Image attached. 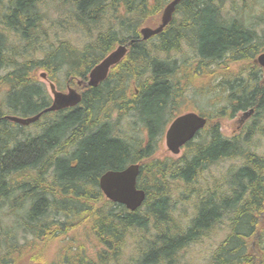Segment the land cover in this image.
I'll return each mask as SVG.
<instances>
[{"label":"trees","instance_id":"trees-1","mask_svg":"<svg viewBox=\"0 0 264 264\" xmlns=\"http://www.w3.org/2000/svg\"><path fill=\"white\" fill-rule=\"evenodd\" d=\"M168 1L67 0L75 17L73 28L98 31L95 41L79 48L52 37L58 25L53 20L49 28L45 25L43 0H0V12H4L0 34L9 31L10 39L9 48L0 41L2 79L10 86L7 104L0 106V214L17 213L13 223L34 236L29 245H19L10 228L13 224L0 222V264L23 260L26 264H177L186 247L216 229L227 231L213 249L210 264H264V152L254 148L258 142L254 144L257 140L252 136L260 133L264 141L261 76L249 74L239 84L236 78L230 89L220 84L227 92L223 96L226 106L213 115L201 112L208 123L186 145L184 155L176 160L155 157L165 126L178 114L177 100L184 91L181 79L202 75V64L219 65L220 58L223 62H253L264 51V29L258 27L264 25V11L254 28L240 17L224 13L262 10L263 0H182L175 13L181 16L177 20L174 16L160 34L143 40L140 28L157 24ZM106 16L111 22H103ZM132 39L127 56L111 69L109 77L97 87L88 86L91 69L116 45ZM184 46L193 53L186 60ZM183 67H190L191 75H185ZM40 69L61 90L82 82L78 90L83 98L75 107L45 113L34 123L39 130L29 134L26 126L6 117L35 115L51 104L46 87L36 77ZM129 81L133 86L128 90L121 84L127 86ZM235 85L239 88L232 91ZM172 97L174 103L166 113ZM250 108L256 111L252 120L261 119L249 122L239 135L225 136L221 121L231 111L236 114ZM114 113L119 120L122 114L131 113L137 129L145 131L147 138H125L122 121L115 134ZM224 159L239 162L223 176L220 186L229 178L227 189L200 190L196 199L192 190L199 184L198 178H203L204 169ZM132 163L141 164L138 185L147 194L135 212L109 200L99 187L106 171ZM175 194L178 200H174ZM17 196L19 202L9 200ZM189 201L193 213L183 225L175 210L178 202L186 206ZM83 224L88 226L86 232L94 234L99 249L91 254L83 244L70 241L60 259L48 263L45 248ZM130 236H134L135 257L123 262ZM139 239L147 243L142 249ZM15 253H19L17 261L11 260Z\"/></svg>","mask_w":264,"mask_h":264},{"label":"rangeland","instance_id":"rangeland-1","mask_svg":"<svg viewBox=\"0 0 264 264\" xmlns=\"http://www.w3.org/2000/svg\"><path fill=\"white\" fill-rule=\"evenodd\" d=\"M66 1L67 0H43L41 7L45 13V16L47 15L45 25H47V27L49 28L48 25H50V23L53 20L58 25V28H56V30H55L56 33L52 34V37H54V39H56V40L65 39V40H68L69 43L75 44V45L79 46V48H82L87 43H91V42L95 41V36L98 33V31H94L93 28L91 29L90 32H88L87 29H83V28L81 29L80 27L73 28V25L75 23V17H74V14L72 12L71 4L65 3ZM4 3L7 4L6 1ZM228 4H230V3H228ZM260 7L262 10H260L258 8L255 11L246 10V11H242L240 13H236L233 11H232V13H229V14H227L226 12H224V13H225V15H229L230 17L236 15V16L240 17L241 20H243L247 25L254 28V26L258 25L262 21V16H263L262 12L264 11V0L260 3ZM3 14H4V12L3 13L0 12V20L4 16ZM180 16L181 15H175L176 20ZM62 19H63V22L61 24ZM104 21L111 22V17L106 16V19H104L103 22ZM53 23L51 25H53ZM175 23H176V21H175ZM71 24H72L71 29L69 28V30H67V27H69ZM114 24H115L114 25L115 27L118 25L116 21H114ZM154 24L155 23L150 24V25L153 26ZM258 27L261 30L264 29V25L259 24ZM73 29H75L76 31H74ZM260 36L262 37L263 34ZM9 40H10L9 39V31H6V32H3L2 34H0V41L4 42V45L6 48H9V45H8ZM254 42H258V40H255ZM184 51H185V55H186L185 60L193 55L190 47L184 46ZM171 55H173V54H171ZM256 56H258V55H256ZM177 57H180V56H177ZM223 60H224V58H220V60L217 61V63L219 65L212 64V63L207 64V65L202 64L203 66H201V71H200V74H202V75L196 76V77H191V78H185L184 80L183 79L180 80L181 87L183 88L184 91L182 92L180 97H179L180 93L176 97V100L179 97L177 100L178 108H177V110H175L176 113L181 114V113H184L187 111H193L194 110L197 113L203 112L205 115L206 114L213 115V114H215V112L217 110L226 106L224 103L223 96L226 95L227 92H225L222 89L221 86L223 84H225L228 87V89H230L229 84H231V82L234 83L235 82L234 80L236 78L238 79L237 84H239L240 81L248 80L247 78H244V77H248L249 74L250 75L255 74L258 77H260V76L263 77V75H264V69H262L261 67H259L256 64H254L253 63L254 61L252 62L250 59L246 60V61H243V60L233 61V60L228 59L227 62L226 61L223 62ZM192 62L195 65H198L196 61L192 60ZM194 64H192V65L195 66ZM42 72L43 71L40 69L37 72L36 77L38 78L39 82L46 87V90L48 91L50 98H53V95H52L50 87H49V82L41 77ZM182 72L185 75H191V68L190 67H183ZM183 73L181 74V76L184 75ZM240 73H243V74H241L242 76L238 75ZM4 75L5 74L3 73V70L0 69V77L2 78ZM59 75L62 78H66V75H64V73H61ZM1 78H0V85H1L0 86V106L4 107L7 104L6 96H7V94H9V87L10 86H9V83H7L6 81H4ZM240 79H243V80H240ZM112 84H114V82H111V85ZM220 84H221V86H220ZM121 85L123 87H127V89L129 90L130 87L133 86V82L129 81L127 86H124L123 84H121ZM236 85L233 88H231L232 91L239 88ZM113 86H110V87L112 88ZM240 89H242V87ZM250 90H252V89L247 88V91H250ZM237 93L241 94L239 92H237ZM174 97H172V99L170 100V103L168 104V108L166 109V113L169 112L171 105L174 103ZM5 109H6V107H5ZM235 116H236V114H233V112L231 111L230 115H228L225 119H223L221 121L222 133L225 136H228L230 138L232 136H235L236 132L234 130L238 126V124L236 123L237 117L234 118ZM168 117H170V116H168ZM119 118H120V116H119ZM255 119H257V120L261 119V116H256L254 118V120L250 121V123L255 121ZM135 120H137L136 117L135 118L132 117L131 113L130 114L129 113L122 114V117L120 118V120L118 119L116 113H114L113 114V120H112V125L114 127V133L115 132L117 133V131H118V128H117L118 122L122 121L121 123L124 124V126L122 127L123 128L122 134L124 136H126L125 138H129L130 136L133 137V135H136V136H139L141 138L146 139L147 133L143 130L141 131V130L137 129V127H136L137 122ZM169 124H167L165 126V130L161 136L160 146L157 148V152H156L155 157H158L159 159L169 158V159H175L176 160V159L182 157L184 155V153L187 151V149H186V147H184L182 149L180 155H178V156L173 155L167 149L166 141H165V131H166L167 127L169 126ZM247 124H249V121ZM18 125H20V124H18ZM22 126H24V125H22ZM25 130L29 134H34L39 130V126L35 125L34 123L30 124V125H26ZM240 133H237L236 135H239ZM252 136H255L254 139L257 140V141H254V144H255V142H258V144H255L254 148L257 146L256 148L259 149L258 150L259 153L264 152V141L261 137H259L260 133H254ZM212 164L213 165L210 164L211 166L209 165L204 169V171H206V172H205V174H203V178H200V179L198 178L199 184L195 185L196 189H193V193H192L196 197V199H199V197L201 196V191L202 192L217 191L215 189L218 186L221 188L224 187V189H227V187L229 186L228 184L230 182V179L225 178L224 183L220 186L221 182L223 181V176L226 174L227 170L231 166H236L239 164V162L235 159H224V160H220L216 163H212ZM24 178H25V176H24ZM143 179H145V178H143ZM216 179H218V180L216 181ZM206 181H207L208 185H205ZM189 189H191V188H189ZM222 191H224V190L222 189ZM228 191L229 190H226V192H228ZM173 198H174V200H176V199L178 200V198H179L178 194H175ZM9 200L19 202L18 196L16 198H10ZM21 200H23V199H21ZM190 203H191V201H189V203L186 206H183V203H180V202L177 203L175 212H176V215H178V217L181 216L180 224L183 223V225H186L187 218L192 216L193 211H192V206L189 205ZM13 214L15 216L12 214H9V217H7L6 214L1 213L0 214V222L3 223L4 225L13 224V225H10V228H12L15 231L14 234L17 235L16 239L17 240L19 239V241H20L19 245H29L30 242H33L32 240H34V236L32 234L23 233L22 227L13 223V219H16V217L17 218L19 217V215L17 213H13ZM21 221H23V220H21ZM179 226L182 227L181 225H179ZM87 227L88 226H86L85 224L78 226L76 229L69 231L66 235L60 236L57 240H55L53 243L48 245L45 248L44 253H43V255L47 259L48 263H53V261H55L57 259L59 260L60 259L59 258L60 252L62 251L64 246L70 241H74L77 245H80V243L83 244L89 253L94 254L95 250L99 249L98 243H97L98 241L95 238L93 233L91 236L89 234V231L86 232ZM136 229H137V227L132 228L131 230H136ZM214 231L215 232H213L209 237H205V238H203L202 241H200L196 244H192L190 247H186L182 251L181 259H179L177 264H210L211 257H212L211 256L212 251L214 248L217 247L218 243L225 236L227 229L225 231H223L222 229H216ZM137 233L139 234L138 231H137ZM139 240L142 241L140 243V247H139L142 249L146 246L147 243H146V241H143L142 239H139ZM132 243H134V236L129 237V246H127L126 249H124L125 252H123L124 254L122 256L123 262H132L133 261L132 259L135 257L133 255ZM9 244L10 243L8 242L7 245L5 246V251H7V249H8L7 247L9 246ZM37 244H39V243H37ZM28 250L29 249H26L25 251H28ZM93 257H95V256H93ZM18 259H19V253H15L12 255L11 260L17 261ZM19 264H26V262H24V260H23Z\"/></svg>","mask_w":264,"mask_h":264},{"label":"water","instance_id":"water-1","mask_svg":"<svg viewBox=\"0 0 264 264\" xmlns=\"http://www.w3.org/2000/svg\"><path fill=\"white\" fill-rule=\"evenodd\" d=\"M182 0H171L163 9L161 22L158 26H144L140 29L142 39L148 40L160 34L173 19L177 6ZM128 52L126 45H119L111 54L95 65L89 74L87 84L97 87L106 80L109 70L116 65ZM264 67V53L256 59ZM46 78V73L42 74ZM78 82V85H81ZM50 89L53 94V101L50 107L44 112H54L78 105L82 100V94L74 87L69 86L67 92L57 90L55 84L50 82ZM253 110L250 111L252 113ZM250 113H245L247 116ZM40 113L33 117L8 116L9 120L29 125L39 118ZM207 124V118L195 112H187L176 117L169 125L165 138L167 148L174 154L181 153V149L200 132ZM140 173V164L132 163L121 170H108L100 177V188L104 194L117 202L125 205L130 211H136L146 200V191L137 186V178Z\"/></svg>","mask_w":264,"mask_h":264},{"label":"bare ground","instance_id":"bare-ground-1","mask_svg":"<svg viewBox=\"0 0 264 264\" xmlns=\"http://www.w3.org/2000/svg\"><path fill=\"white\" fill-rule=\"evenodd\" d=\"M1 9V8H0ZM8 24V23H7ZM144 40V39H143ZM132 42H134V40L132 39ZM184 43H186V42H184ZM9 45V44H8ZM119 45V44H118ZM123 45H126L127 46V48L129 47V45H128V43H126V44H123ZM188 46V45H187ZM115 50V48L110 52V53H108L105 57H107L109 54H111L113 51ZM127 54H128V52L126 53V55L121 59V61L120 62H122V60L127 56ZM230 60V59H229ZM120 62H118L116 65H118ZM111 69L112 68H110V70H109V73H108V76H107V78L109 77V74H110V72H111ZM42 73H45V72H42ZM106 78V79H107ZM2 79V78H1ZM55 84V83H54ZM3 85V84H2ZM56 85V84H55ZM1 86V85H0ZM99 86V85H98ZM91 87V86H90ZM7 101V100H6ZM50 107V105L45 109L46 111H47V109ZM45 110H43V111H41L40 113H43V114H41L40 116H39V118L38 119H36L35 121H33V122H31L30 124H33V123H35V122H37L45 113H48V112H50V111H48V112H44ZM244 110V109H243ZM40 113H37V114H35V115H31V116H27V117H33V116H36V115H38V114H40ZM15 116H17V115H15ZM129 117V116H128ZM8 120H9V118H8V116L6 117ZM16 123V122H15ZM17 124H19V123H17ZM29 124V125H30ZM20 125H22V124H20ZM24 126H26V125H24ZM161 133V132H160ZM261 145V144H260ZM257 147V146H256ZM259 150V149H258ZM257 151V150H256ZM190 156V155H189ZM181 181V180H180ZM211 183V182H210ZM99 184H100V181H99ZM193 191V190H192ZM106 196V195H105ZM107 197V196H106ZM109 200H111V201H113L112 199H110L109 197H107ZM146 198H147V196H146ZM113 202H115V201H113ZM115 203H117V202H115ZM216 229V228H215ZM223 230V229H222ZM218 231V230H217Z\"/></svg>","mask_w":264,"mask_h":264},{"label":"flooded vegetation","instance_id":"flooded-vegetation-1","mask_svg":"<svg viewBox=\"0 0 264 264\" xmlns=\"http://www.w3.org/2000/svg\"><path fill=\"white\" fill-rule=\"evenodd\" d=\"M131 42H132V41H129L128 45H129ZM261 77H262V76H261ZM262 78H263V80H264V75H263ZM253 110H254V113H253V114L251 113L252 115L250 114V115H251V119H250V121L252 120V118H253L254 115L256 114L255 108H253ZM242 114H243V111L240 112V113H239V112L236 113V117H237L236 122H237V123L240 122V121L243 119V118H241ZM250 115H249V116H250ZM239 118H240V119H239ZM244 119H245V118H244ZM238 120H239V121H238ZM247 122H248V121H247ZM247 122H246V123H247ZM238 126H239V123H238Z\"/></svg>","mask_w":264,"mask_h":264}]
</instances>
